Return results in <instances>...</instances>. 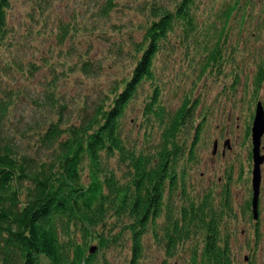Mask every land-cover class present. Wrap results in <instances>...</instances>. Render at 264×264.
I'll list each match as a JSON object with an SVG mask.
<instances>
[{"label":"trees","instance_id":"1","mask_svg":"<svg viewBox=\"0 0 264 264\" xmlns=\"http://www.w3.org/2000/svg\"><path fill=\"white\" fill-rule=\"evenodd\" d=\"M30 1L33 23L49 27L52 2ZM201 1L175 0L166 8L159 6L162 0H152L144 6L150 17L143 28L112 15L124 6L118 0L96 1L97 12L85 15L82 23L76 15L58 23V31L50 32L59 47L75 34L97 40L113 34L112 54L131 60L127 74L113 78L107 91L93 89L92 96L83 97L82 84L103 73V61L91 56L93 44L75 54V44L65 52L43 42L38 45L46 47L42 62L24 61L22 42H14L9 23L12 0H0V264H115L116 258L120 264H148L145 236L165 245L166 260L184 250L189 251L187 264H235L228 226L234 183L248 182L243 208L253 225L254 246L260 242L263 184L257 219L253 212L256 114L245 131L249 171L239 162L238 176L234 165L228 167L223 185H205L201 179L205 191L197 190L193 179L200 161L196 144L207 123L206 117L195 122L200 108L196 88L228 61L238 66L236 58L229 60L237 51L229 40L238 31L237 45L241 41L255 0H230L218 12ZM143 3L133 1L138 8ZM32 37L38 40V30L25 36ZM179 46L186 65L166 77L170 66L165 59ZM159 63L163 69H157ZM58 64L63 70L57 71ZM237 73L232 74L236 82ZM72 75L83 80L74 82L78 91L71 97L61 89H72L65 86ZM263 83L264 62L254 81L255 100ZM227 89L220 102L231 95L228 86L221 91ZM167 91L173 99L185 95L177 110L164 105ZM141 97L143 126L125 134L124 119L140 106ZM73 102L79 107L74 117L68 116Z\"/></svg>","mask_w":264,"mask_h":264},{"label":"rangeland","instance_id":"2","mask_svg":"<svg viewBox=\"0 0 264 264\" xmlns=\"http://www.w3.org/2000/svg\"><path fill=\"white\" fill-rule=\"evenodd\" d=\"M52 2L51 7L48 8L47 13L50 15V26L44 27L42 24H38L37 21H34L29 16V13L32 10V1L30 0H12V8L9 11V23L10 28L16 32V40L14 42H22L24 53V61L33 60L34 62H38L41 52L46 51V47L39 49L38 45H41L43 42H47V46H52L53 44L56 47V50H63L65 52L72 51L70 46L75 44L78 48L77 53L79 51L85 52L89 49V45H92L93 50L91 52V56L99 61H103V73L97 78L90 79L83 83L84 90L81 91V95L87 94V96H92L91 92L94 93L93 89H101L108 90L110 86L111 80L113 78L122 77L127 74L129 70V66L131 64V60H126L125 57L116 58V51L112 54L114 48L113 44L116 37L113 34H103L98 40L91 35L88 36L85 33L76 36L73 38H68V42L64 43L63 46L59 47L56 37L54 33H51V29H54L55 32L58 31L57 24L63 21L65 23L68 18L76 17L80 18V23H82V19L85 18V15L88 13L97 12V2L100 0H50ZM104 0H101V2ZM121 1L124 6L117 8V13L112 14L116 19L122 20L126 19V21L131 23L134 26H140L143 28V25L146 22V19L150 16H146L145 9L149 5L152 0H144L143 7H136L133 4L134 0H118ZM157 1V0H153ZM159 4L161 7H172L175 0H162ZM96 2V3H95ZM128 2L129 4H127ZM203 4H207L208 6L214 5V12H218L221 8V4L224 2H230V0H202ZM255 0V7L250 8L251 12L250 17L248 18L250 27H248L244 34L242 35L241 41H239L237 45V39L239 37L238 31H235L232 39L229 41L230 47L237 46V51L233 54V51L230 52L229 60H233L236 58L238 62V66L233 67L232 61H228V65L225 68L216 74L210 73L208 78H205L201 81L198 88H196L195 97L200 100V108L195 115V119L197 122L203 119V117L207 118V123L204 127H202V140L199 144H196V151L199 157V165L193 170V179L196 186H198L197 190L203 189L198 183L201 179L204 180L205 185H212L215 182L221 183L223 185V180L226 179L227 168L234 165V173L238 176L237 170L240 167L239 162H242L244 172L247 173L249 171V159H248V148L247 142L245 139V131L247 129L248 121L252 122L253 115L256 114L259 109V104L257 102L264 104V83L261 86L260 94H258L257 99H254L253 93L255 91L254 81L256 80V76L259 70V67L264 62V0L260 1ZM95 3V4H94ZM260 6V7H259ZM260 8V9H259ZM95 16L97 14H94ZM93 15V16H94ZM92 16V17H93ZM112 19H109L107 22L106 28L109 27V22ZM134 24H133V23ZM34 26V28H32ZM102 26H104L102 24ZM81 28L84 29V25L81 24ZM242 27H240L241 29ZM38 30L39 38L36 41L34 37L27 40L25 38L28 35V32H32L35 34V31ZM144 29H142L143 31ZM46 31V32H44ZM43 32V33H42ZM253 34L254 37L250 36ZM241 34V33H239ZM139 35H135L134 38L138 39ZM31 40V43H30ZM56 40V41H55ZM103 40H109V42H105ZM28 47V48H26ZM230 50V49H229ZM228 50V51H229ZM170 57H166L165 61L169 64L170 70L165 74L166 77L173 76L172 70L174 68L181 69L182 65H186V58L184 56V51L181 46L177 47L172 51ZM73 55V58L75 56ZM61 56H64V52L61 53ZM77 56V55H76ZM75 56V57H76ZM232 56V58H231ZM60 56H57V59ZM238 57V58H237ZM70 60H74V59ZM43 57L40 58V62ZM60 60H64L61 58ZM69 60V59H68ZM163 60V57L161 58ZM71 61V62H72ZM114 61L116 66L112 64ZM157 69H163V63L158 64ZM42 70V68H41ZM48 70V68H45ZM63 70L61 64L57 65V71ZM238 72L237 82L236 79L232 80V74ZM75 73L74 75H77ZM72 75L71 81L68 82L65 86H71L72 89L67 87H62V91L67 93L69 96H73V91H75L74 95L77 94V84L75 85V81L83 80L81 77H75ZM173 79H175L173 77ZM206 80L207 84L206 85ZM223 86H228L231 89V95L228 97V100H222L226 96V91H221ZM187 89L189 85L185 86ZM193 87V86H192ZM168 89V87H166ZM70 90V93H69ZM145 94L148 91L144 92ZM184 94L180 93L176 99L169 97V91H167L165 97L163 98L164 105L171 109L177 110L182 104ZM84 97V96H83ZM146 96H144L145 98ZM167 97L170 99L168 100ZM140 106H136L128 116L124 119V133H135L138 128H142L143 114L141 111L142 103L144 101L143 97L140 98ZM70 115L68 116H76L79 113V107L73 102L68 104ZM264 107V105H263ZM207 108L209 109V113L207 112ZM26 117H28L25 114ZM200 116V117H199ZM194 132L193 130H191ZM216 143V148H215ZM262 154L264 156V136L262 138ZM253 168V165H252ZM253 171V169H252ZM262 184L264 190V164L262 165ZM195 174V175H194ZM197 177V178H196ZM196 179V182H195ZM219 180V181H218ZM235 180V179H233ZM240 186V187H238ZM200 192V191H196ZM231 195L233 196V213H229L231 218H229V237H230V248L234 254L235 264H264V234L261 238L260 242L256 246H254L253 240L249 236L250 231L253 229V225L248 220L244 208L243 202L246 200V197L249 196L248 191V182L247 185L234 183L231 188ZM264 198V191H263ZM219 200V199H218ZM263 220L261 225V229L264 233V213L262 212V216L260 217ZM253 235V233L251 234ZM144 240L148 243V264H187L189 251H178L177 256L175 255L173 258H167L165 254V245L156 243L153 238L150 236ZM201 242V239H200ZM113 256V254H110ZM182 255V257H181ZM246 259V260H245ZM117 263L120 264L118 258ZM114 264V263H113Z\"/></svg>","mask_w":264,"mask_h":264},{"label":"water","instance_id":"3","mask_svg":"<svg viewBox=\"0 0 264 264\" xmlns=\"http://www.w3.org/2000/svg\"><path fill=\"white\" fill-rule=\"evenodd\" d=\"M259 109L256 112L254 121L253 132V158H254V170H253V189H254V200H253V212L255 219L258 218V202L260 197V188L262 184V165L264 164V156L261 155V143L264 136V110L262 105L259 104ZM215 143V148H216Z\"/></svg>","mask_w":264,"mask_h":264}]
</instances>
